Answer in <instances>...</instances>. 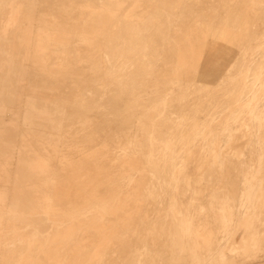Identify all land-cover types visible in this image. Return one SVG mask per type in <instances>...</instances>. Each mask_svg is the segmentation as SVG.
Instances as JSON below:
<instances>
[{
	"label": "rangeland",
	"instance_id": "1",
	"mask_svg": "<svg viewBox=\"0 0 264 264\" xmlns=\"http://www.w3.org/2000/svg\"><path fill=\"white\" fill-rule=\"evenodd\" d=\"M263 112L264 0H0V190L21 204L0 221L24 236L0 264H264ZM34 135L62 156L48 173L19 156ZM76 172L84 207L52 190Z\"/></svg>",
	"mask_w": 264,
	"mask_h": 264
},
{
	"label": "crops",
	"instance_id": "2",
	"mask_svg": "<svg viewBox=\"0 0 264 264\" xmlns=\"http://www.w3.org/2000/svg\"><path fill=\"white\" fill-rule=\"evenodd\" d=\"M15 10L17 12H20L21 8H20V3L17 4L15 6ZM17 20V16L16 17H9L6 21H4V24L5 25H8L9 23L11 22H14ZM24 100V103L26 105H30L32 104V102L30 103V98H27L26 100V95L25 97L23 96L21 101ZM0 127H7V125L4 124V122H0ZM35 137L37 138H41L42 139V144L41 145H37L35 144L34 146H30L26 143V137L25 136H20L21 137V145L19 146V156L20 155H25V153H23L22 151L25 152V149H27V155L30 156L31 158L30 159H33V161H40L39 164L41 163L42 165L41 166H38V167H35L34 169L36 170H39V171H42V172H50L51 171V164L52 162H56L55 159H61L62 156H60V152L58 153V148L56 145H52V144H55V143H52V139L50 137H47V136H36L34 135ZM22 150V151H21ZM89 158H92V157H89ZM61 166L63 169H70V170H76L77 168H80L81 167V164L80 163H72V162H64L62 161L60 163ZM7 166H4V163L3 162H0V188L3 187V186H8L7 185V182L9 181V177L6 175L7 173L5 172ZM77 174H72V176H69L70 178H72L73 180H75L77 183H79L81 186H83V183H84V179H83V173H79L78 175V172H76ZM67 181L66 182H56V183H53V189L54 191H57L58 193H60L61 195H63L64 191L67 190V187L69 185V183L71 184V181L68 179H66ZM263 183V181L261 182V184ZM73 184V183H72ZM71 184V186H72ZM90 191V189L87 190V192ZM49 195L48 194H42V193H38L37 195H33L32 197L34 199L38 198L40 201L44 202V203H41V205L38 207V208H42V207H49V203H48V199H46V197H48ZM259 196H260V193H259ZM64 197V196H63ZM6 196L4 194H1V190H0V216H3L4 214H8L9 216H15V215H19V209L21 207V204L19 203V200L20 198L17 197V196H12L11 197V203H10V208L8 210H5L3 209L4 205H3V202L6 201ZM65 198V197H64ZM67 202L70 203V206H75V207H84L85 205L88 204L87 201H83L82 199H78V198H73V199H70V198H67L66 200ZM86 202V203H85ZM126 202V201H125ZM85 203V204H84ZM35 209V208H34ZM129 214V217H131V213L129 211L124 212V217L128 216ZM39 217H42V216H39ZM45 216H43L44 218ZM31 218V217H29ZM31 220V219H30ZM125 227V225H124ZM56 228H58L57 230V233L56 234H52L51 232H49L50 235H48L49 237L47 238V240L49 239H59V236H61V238L63 237L62 236V233L65 234L67 233V228L66 226H57ZM63 229V231L61 230ZM66 230V231H64ZM60 232V233H59ZM3 233H15V234H21V228L19 226H4L2 225L1 221H0V249L3 245H8V244H11V242H9L8 240H2L1 239V235ZM60 234V235H59ZM56 235V236H55ZM59 235V236H58ZM53 236V237H52ZM57 237V238H56ZM20 239H24V236L23 234H21V237ZM243 241L246 242V241H251V239H248L246 237L243 238ZM37 243H34V245H36ZM9 261V257L8 259L5 261V262H8ZM1 262V260H0Z\"/></svg>",
	"mask_w": 264,
	"mask_h": 264
},
{
	"label": "bare ground",
	"instance_id": "3",
	"mask_svg": "<svg viewBox=\"0 0 264 264\" xmlns=\"http://www.w3.org/2000/svg\"><path fill=\"white\" fill-rule=\"evenodd\" d=\"M111 1H114V0H111ZM246 1V0H245ZM138 4H139V1L137 2ZM136 3V4H137ZM242 3H243V0H242ZM104 5V4H103ZM103 5H101V6H103ZM105 5H107V4H105ZM93 6V5H92ZM91 6V7H92ZM100 7V6H99ZM95 8V7H94ZM105 8V7H104ZM136 8V7H135ZM134 8V9H135ZM105 9H109V8H105ZM118 9V8H117ZM96 10V9H95ZM98 10V9H97ZM102 10H103V8H102ZM95 12V11H94ZM102 12V11H101ZM101 12H98V13H101ZM103 12H106V11H103ZM229 12V11H228ZM231 13V12H230ZM102 14V13H101ZM128 14V13H127ZM133 14H134V12H133ZM229 14V13H228ZM93 15V14H92ZM97 15V14H96ZM105 15V14H104ZM107 16V15H106ZM228 15H226V17H227ZM229 16H230V14H229ZM125 17V16H124ZM127 17V16H126ZM129 17V16H128ZM133 17V16H132ZM97 19H98V17H96ZM105 17H103V19H104ZM230 18V17H229ZM229 18H227V19H229ZM97 19H95L96 21H97ZM226 19V18H225ZM128 21V20H127ZM222 21H223V19H222ZM98 22V21H97ZM106 23V22H105ZM108 23V22H107ZM248 23V22H247ZM209 24V23H208ZM100 25V24H99ZM105 25V24H104ZM127 25V24H126ZM226 25H227V23H226ZM229 25V24H228ZM115 26V25H114ZM245 26V25H244ZM101 28H103V25H102V27ZM226 28V26L224 25V32H222L221 33V31H220V35H219V37L217 38V41H216V44L213 42L212 44L213 45H215L214 46V49H212V52H211V54H209V55H212V57H215V59H214V61H213V65H212V67L213 68H217L218 67V64H219V62L220 61H223L224 60V56H226L227 57V55L229 54V45H230V37H229V32H228V29H225ZM219 29V28H218ZM245 29V28H244ZM212 30V29H211ZM218 31V30H217ZM233 31V30H232ZM236 32H238V31H236ZM215 32H211V35L212 34H214ZM216 34V33H215ZM234 35V34H233ZM198 36V35H197ZM213 36V35H212ZM236 36V35H235ZM204 37V36H203ZM198 38L199 39H201L200 38V36H198ZM205 39H206V37H204ZM203 38V39H204ZM213 38V40H214V37H212ZM198 39V40H199ZM235 39V38H234ZM196 40H197V38H196ZM207 40V39H206ZM191 41V40H190ZM215 41V40H214ZM236 41V40H235ZM193 42V41H192ZM203 42V45H204V47H205V43H204V41H202ZM237 42V41H236ZM194 43V42H193ZM235 43V42H234ZM233 43V45H236V44H234ZM195 44V43H194ZM201 44V43H200ZM232 44V43H231ZM196 45V44H195ZM208 45V44H207ZM206 45V46H207ZM212 45V46H213ZM183 46V45H182ZM182 46H181V49H182ZM192 46H194V45H192ZM232 46V45H231ZM208 48H209V46H207ZM206 47V48H207ZM100 48H101V46H100ZM203 48V47H202ZM189 49V48H188ZM187 49V51H189ZM195 49V48H194ZM198 49H200V48H198ZM232 49V48H231ZM184 49H182L181 50V52L183 51ZM185 51V50H184ZM186 51V52H187ZM196 51V50H195ZM206 51H208V50H206ZM204 52H205V50H198L195 54H194V51H193V47H192V53L195 55L194 57L195 58H193V62H194V64L195 63H197L196 61L197 60H199V59H203V57H204ZM209 52V51H208ZM207 52V53H208ZM190 53V52H189ZM206 53V54H207ZM210 53V52H209ZM116 54V53H115ZM190 55V54H189ZM180 56V55H179ZM186 56V55H185ZM192 56V55H191ZM229 56V55H228ZM193 57V56H192ZM206 58H207V56H206ZM223 58V59H222ZM222 59V60H221ZM227 59V58H226ZM182 61V62H181ZM181 61H179V62H181V63H185L186 62V58L185 57H183L182 59H181ZM190 61V60H189ZM191 61H192V59H191ZM193 62H192V64H193ZM191 63V62H190ZM241 63V62H240ZM193 64V65H194ZM221 67V66H220ZM255 70V69H254ZM263 89V88H262ZM256 93V92H255ZM226 95V94H225ZM245 95H246V93H245ZM254 96V95H253ZM248 105V104H247ZM229 113H231V112H229ZM254 113V112H253ZM264 113V112H263ZM221 123V122H220ZM255 125V124H254ZM258 132V131H257ZM256 132V133H257ZM257 144V143H256ZM242 146V145H241ZM231 149V148H230ZM232 153V152H231ZM207 160V159H206ZM168 162V161H167ZM251 163V162H250ZM244 169V168H243ZM69 180L71 181V184H72V186H71V184L69 183V185H68V187H67V190L66 191H64V193H63V196L65 197V198H70V199H73V198H78V199H82L83 201H87V199H91V197H92V195H90V194H87L85 191H87V190H85V189H83V187L79 184V183H77L75 180H73L72 178H70L69 177ZM155 182V181H154ZM227 195V194H226ZM86 203V202H85ZM84 203V204H85ZM72 209V208H71ZM79 213V212H78ZM83 213V212H82ZM85 213V212H84ZM80 214V213H79ZM78 214V215H79ZM235 214V213H234ZM77 215V216H78ZM84 215V214H83ZM82 215V216H83ZM74 216V215H73ZM80 216H81V214H80ZM74 225V223H72V226ZM80 225V224H79ZM68 226V228L69 229H72L71 227L72 226H70L69 227V225H67ZM78 227V226H77ZM68 229V230H69ZM62 231H63V229H61ZM75 230V229H74ZM58 231V230H57ZM64 231H66V230H64ZM69 232H70V230H69ZM192 232H193V230H192ZM60 233V232H59ZM64 233V232H63ZM62 233V234H63ZM221 233V232H220ZM50 235V234H49ZM60 235V234H59ZM58 235V236H59ZM71 235V234H70ZM56 236V235H55ZM63 236V235H62ZM65 236H67V235H64V237H63V239L65 240ZM69 236V235H68ZM49 237V236H48ZM53 237V236H52ZM57 238V237H56ZM59 238L61 239V236H59ZM68 238V237H67ZM66 238V239H67ZM70 238V237H69ZM53 239V238H52ZM55 239V238H54ZM49 240V239H48ZM57 240V239H56ZM55 240V241H56ZM59 240V239H58ZM242 241V240H241ZM52 242V241H51ZM54 242V241H53ZM61 242V241H60ZM66 242V241H65ZM44 243V242H43ZM46 243H49V242H46ZM56 243V242H55ZM59 243V242H58ZM62 243V242H61ZM61 243H59V244H61ZM243 243H245L244 241H243ZM52 244V243H51ZM49 245V244H48ZM241 245V244H240ZM53 247V246H52ZM56 247V246H55ZM54 250V249H53ZM55 251V250H54ZM49 252V251H48ZM53 252V251H52ZM51 251L49 252V255H51L50 253H52ZM56 253V252H55ZM46 254H47V252H46ZM54 254V253H53ZM59 254V253H58ZM45 255V254H44ZM52 256V255H51ZM50 257V256H49ZM53 257V256H52ZM54 257H57V256H54ZM39 258V257H38ZM50 259H51V257H50ZM49 259V261H51ZM53 259V258H52ZM44 260H46V259H44ZM43 260V261H44ZM48 260V259H47ZM56 260V259H55ZM54 260V261H55ZM52 263V262H51Z\"/></svg>",
	"mask_w": 264,
	"mask_h": 264
}]
</instances>
